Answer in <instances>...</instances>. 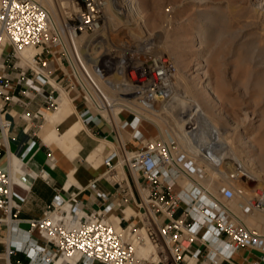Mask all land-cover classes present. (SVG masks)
<instances>
[{"label": "built area", "instance_id": "built-area-1", "mask_svg": "<svg viewBox=\"0 0 264 264\" xmlns=\"http://www.w3.org/2000/svg\"><path fill=\"white\" fill-rule=\"evenodd\" d=\"M69 4L54 15L37 0H0V68L4 62L2 52L10 47L5 58L13 59L11 66L19 68L22 81L17 88L13 79L0 73L3 139L11 125L4 116L9 104L26 106L29 100L41 97L40 106L31 115L36 122L31 124L33 129L39 128L48 112L57 107L55 87L50 82L55 75L52 61L57 59L63 64L66 87L75 92L82 104L79 115L85 124L104 120L114 127L130 129L135 148H123L120 156L107 154L105 176L116 183L125 201L129 187L116 166H125L136 184L144 209L146 236L159 245V257L151 264H187L188 252L196 261L201 257L219 264L243 247L260 252L253 264L264 263V232L243 220L254 212L264 213V184L239 204L237 213L221 198H231L230 190L220 189L214 194L200 183L207 176L206 164L217 169L211 157L183 147L170 129L162 132L155 127L156 133L146 137L138 127L141 121H149L145 116L149 107L169 93L178 71L175 60L152 51L146 43L136 47L135 51L141 54L138 58L131 55L134 50L130 54L122 47L108 50L100 35L107 0H72ZM27 46L40 50L32 57L33 65L24 68L17 62L16 54ZM45 86H50L47 93L43 92ZM120 112L131 118L119 120ZM184 128L189 134L196 130L192 112L185 117ZM202 162L205 165H198ZM39 174L47 176L43 169ZM15 197L18 195L10 172L0 169V212L7 222L18 227L21 219L17 218L19 206ZM101 197L105 199L107 195L101 193ZM68 201L56 194L40 218L25 220L28 228L24 230V241L15 242L8 254L27 249L30 233L37 230L47 243L54 245L57 256L77 255L79 264L136 263L134 240L141 237L132 238L105 217L112 204L81 219L76 206ZM160 215L167 221L157 224ZM195 242L204 246L205 253L201 254L199 248L190 250ZM31 250L33 253L26 251V255L33 261L47 264L52 260L43 245H34Z\"/></svg>", "mask_w": 264, "mask_h": 264}, {"label": "rangeland", "instance_id": "rangeland-1", "mask_svg": "<svg viewBox=\"0 0 264 264\" xmlns=\"http://www.w3.org/2000/svg\"><path fill=\"white\" fill-rule=\"evenodd\" d=\"M71 1L51 0L57 14ZM133 1L141 11L144 25L130 14L116 13L113 6L106 9L105 23L100 31L105 46L108 50L126 48L128 54L134 50L131 55L138 58L141 54L135 51L136 47L146 43L152 51L175 60L178 71L166 99L172 95L173 98L165 109L161 108L166 99H159L149 109L179 116L191 112L182 107L184 102L186 106L197 104L213 120L220 141L218 145L231 147L244 170L239 173L241 177L230 178L220 175L209 164L198 163L204 164L207 172L200 183L214 194L220 189L230 190L231 198H221L238 213L239 204L245 203L253 190L264 184V0ZM201 34L203 37L198 38ZM193 47L195 51H190ZM16 56L20 62L19 54ZM30 64L32 60L20 65L26 68ZM206 82L214 87L216 100L204 92ZM62 108L74 112L71 100L68 103L61 100L55 111ZM149 124L156 131V126ZM128 135L123 132L122 139H127ZM246 138L251 144L244 142ZM216 165L218 168L219 164ZM116 167L121 169L119 164ZM243 220L264 232V213L254 212ZM146 242L150 243L149 239ZM139 258L152 259L149 256Z\"/></svg>", "mask_w": 264, "mask_h": 264}, {"label": "crops", "instance_id": "crops-1", "mask_svg": "<svg viewBox=\"0 0 264 264\" xmlns=\"http://www.w3.org/2000/svg\"><path fill=\"white\" fill-rule=\"evenodd\" d=\"M9 52L10 47L2 52L4 62L0 73L13 79L19 88L22 83L21 78L18 77L19 68L11 66L13 59L5 58ZM52 65L55 68V75L50 77V82L55 87V102L58 105L60 90L66 91L73 104L74 112L66 111L64 108L57 111L54 109L48 112L39 128L33 129L31 124L35 120L31 118V115L41 104V97L38 96L29 100L26 106L11 103L6 106L4 113V116L11 120V125L5 139L0 134V169L10 172L14 190L18 195L15 197V203L19 206L17 218L21 219V222L18 227L14 226L11 222H7V219L3 218V213L0 212V218H3L0 219V264H16L17 262L45 264L43 261H33L26 255V251L33 253L31 249L34 245H43L51 253L52 260L47 264H79L76 258L71 263L60 260L55 253L54 245L47 243L37 230L30 233V239L25 244L27 249H18L15 253L8 254V248L13 247L15 242L24 241V230L28 228L25 220L40 218L56 194L75 205L78 217L81 219L94 211L103 210L110 203L112 207L105 211V217L112 224L116 218L118 227L129 233L132 238L141 237L142 229L145 230L144 209L140 205L136 184L126 167L121 166L120 170L121 176L129 187L126 201L123 200L125 196L116 183L105 176L104 158L107 154L113 152L120 156L123 148L125 150L135 148L136 143L130 139V129L114 127L104 120L85 124L79 115L82 109L81 102L75 92L66 87L62 62L53 59ZM28 75L27 72L26 76ZM49 89L50 86H45L43 92L47 93ZM25 113L29 115L26 116ZM117 116L119 120L131 118V115L126 112H120ZM138 127L146 137L153 135L155 131L147 121H141ZM123 132L129 134L127 139H122ZM41 169L46 172V177L40 176ZM101 193H105L107 197L102 198ZM166 221V217L160 215L157 224ZM149 241L155 246V260H157L159 245L150 239ZM196 248L200 249L201 254L205 253L204 246L197 242L191 246L190 250L193 251ZM259 254L260 252L256 249L243 247L235 251L230 259H222L219 264H253L259 258ZM185 259L187 264H211L201 257L197 261L192 259L189 252ZM155 260L138 258L136 263L151 264Z\"/></svg>", "mask_w": 264, "mask_h": 264}, {"label": "bare ground", "instance_id": "bare-ground-1", "mask_svg": "<svg viewBox=\"0 0 264 264\" xmlns=\"http://www.w3.org/2000/svg\"><path fill=\"white\" fill-rule=\"evenodd\" d=\"M37 1L40 2L42 5H44L45 7H47L48 10L50 12H52L54 15L57 14V11L54 8L51 0H37ZM112 6L114 7L113 10H115L116 13H118V14L127 13V15L130 14L133 17V19H136L138 21L139 24L144 25V19L141 15V11L138 7L135 6L133 0H107L106 9H111ZM203 35L204 34H201L200 36H198V38L203 37ZM83 39L85 41L88 38H83ZM38 49L39 48L35 47V46H27L21 50H18L17 53L19 54V60H20V62H18V63L22 64L23 62H25V63L31 62V60H33V58H32L33 55L35 53L39 52ZM189 50L195 51V48L194 47L189 48ZM82 51H85L84 48H82ZM30 65H33V64H30ZM204 87H205L204 92H206L211 99L216 100V94H215L216 92L213 91L214 87H212L209 82H206L204 84ZM60 91H61V96H60L59 102L62 100L63 103L64 102L68 103L71 100L70 97L67 96V93H65L64 90L61 89ZM171 91L172 90H170L169 93L167 95H165L163 98L159 97L158 99L164 101L166 99V97L171 93ZM171 98H173V95L169 99H171ZM169 99L165 100V103L162 104L161 109H165V106L167 105ZM59 102H58V105L55 108V110L58 109ZM176 107H179V106H176ZM182 107H187L188 110H190L192 112V114L196 117L197 128H196V130L193 131V134L186 133V130L184 128V120H185L184 116L186 113L185 114L181 113V115H179V116L174 115V114H169V115L166 114L165 115L163 110L159 112V111H154L151 108L152 110L149 109L148 112H145V116L149 118V119L147 118L149 120L148 122L155 125L156 128H158L160 131L163 132L165 130L164 127H166L168 130L170 129L171 132L174 134V136L180 141L182 146L185 147L186 149L190 150L191 152L201 151V153L207 155L208 157H211V159L213 161H215V164H219V166L216 170H217V173H219L220 175H222L224 177L229 176L230 178H232L233 176L236 178L238 176L241 177L239 175V173L242 174L244 169H243V167L241 168V164H239L238 161H236V158H235L236 155L235 156L233 155L234 153H233L231 147L226 146V145L225 146H223V145L219 146L218 145L220 141H219V139H217V132L215 131V128H214L215 124H213V122H212L213 120L211 121V119L208 117V115L205 113V111H203L197 104H188L186 106V104L184 102ZM181 112H183V111H181ZM163 125H164V127H163ZM244 142L250 143V139L246 138V140ZM251 146H253V143ZM209 151H210V153H207ZM236 170H238V171H236ZM242 176H244V175H242ZM243 179H245V178H243ZM64 208H66L68 210L69 209L68 204H65ZM114 221H115L114 226L116 227V229L121 230V227L119 228L118 225L116 224V222H117L116 218ZM141 233H142L141 238L140 239L136 238L134 240L135 258H136V256L138 258L141 256H149L152 258V260L153 259L155 260L156 259V257H155L156 256V250L152 249L151 242L150 243L146 242V240L148 241V237L146 236L144 229H142ZM152 251L154 252L153 254H152ZM74 258H77V255H61L60 256V260L67 262V263H69V262L71 263V261ZM95 264H98V263H95ZM137 264H139V263L137 262Z\"/></svg>", "mask_w": 264, "mask_h": 264}]
</instances>
